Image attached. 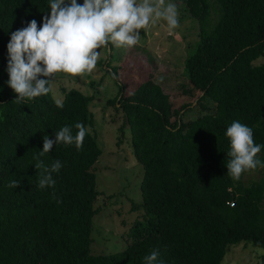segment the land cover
I'll return each mask as SVG.
<instances>
[{
    "label": "trees",
    "instance_id": "1",
    "mask_svg": "<svg viewBox=\"0 0 264 264\" xmlns=\"http://www.w3.org/2000/svg\"><path fill=\"white\" fill-rule=\"evenodd\" d=\"M181 1L198 23L183 86L190 95L199 90L195 101L175 107L151 72L141 78L128 58L121 66L107 62L118 86L107 102L120 113L122 131L128 127L134 161L143 167L141 199L131 201L139 214L125 247L92 252L96 201L105 196L96 182L103 149L88 129L93 95L62 85L63 108L51 92L14 101L7 45L31 20L42 26L50 0H0V264H145L153 251L154 264H223L228 244L240 241L261 247L264 264V173L245 183L244 173L236 181L226 167L233 121L264 145V61L257 59L264 56V0ZM188 110L195 114L184 119ZM76 123L87 130L81 149L54 144L39 156L45 136L55 139L64 126L75 135ZM38 156L46 167L61 162L54 187H38ZM257 158L264 163V147ZM13 180L17 188L8 187Z\"/></svg>",
    "mask_w": 264,
    "mask_h": 264
},
{
    "label": "clouds",
    "instance_id": "2",
    "mask_svg": "<svg viewBox=\"0 0 264 264\" xmlns=\"http://www.w3.org/2000/svg\"><path fill=\"white\" fill-rule=\"evenodd\" d=\"M178 17L176 4L166 0H84L82 5L77 0H50V15L44 16L42 26L31 20L11 34L7 45V83L17 95L14 101L26 103L48 95L57 73L72 77L91 74L101 55L98 49L109 44L117 49L132 48L139 42L141 29L164 21L171 32L179 26ZM55 104L63 108L60 99H55ZM75 128V135L71 126H64L55 132V139L45 136L39 156L49 153L54 144H75L81 149L87 130L82 123H76ZM226 136L230 140L226 167L233 180L264 167L257 158L264 145L254 143L250 127L233 121ZM39 156L35 164L38 187H54L53 173L59 172L62 164L57 160L46 167ZM19 183L13 180L8 187L17 188ZM158 255L153 251L145 256V264H154Z\"/></svg>",
    "mask_w": 264,
    "mask_h": 264
},
{
    "label": "rangeland",
    "instance_id": "3",
    "mask_svg": "<svg viewBox=\"0 0 264 264\" xmlns=\"http://www.w3.org/2000/svg\"><path fill=\"white\" fill-rule=\"evenodd\" d=\"M65 2L69 3V0ZM166 3H174L177 6L179 26L176 29L169 32L164 21L149 25L147 29L140 30L139 42L132 48L117 49L111 45V50L108 46L98 49L101 55L91 74L72 77L57 73L52 82L51 93L54 99L62 100V85L66 88L76 87L93 95L90 101L93 116L88 129L96 134L103 149L96 162V182L98 189L103 190L105 196L102 195V199L96 201L100 210L92 219V252H112L125 247L126 232L139 214L132 209L131 201L141 199L139 181L142 178L143 167L134 161L128 127H124L122 131L120 113L107 102L118 89L114 77L107 72V62L121 66L122 60L128 58L129 63L126 64L131 65L130 62L134 64L141 78L151 72L153 78L169 94L175 107L184 102L195 101L199 93L197 90L194 95H190L183 91V86L189 85L185 60L198 39L197 20L189 14L181 0H166ZM257 59L264 61V56ZM120 72L122 73L121 69ZM133 79L138 80L136 77ZM193 114L195 112L188 110L183 117L187 119ZM263 173L264 167L248 171L243 174L242 180L249 183ZM110 193L114 195L108 198L106 194ZM261 252L262 248L250 241L230 243L222 263L260 264Z\"/></svg>",
    "mask_w": 264,
    "mask_h": 264
}]
</instances>
